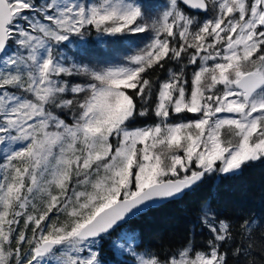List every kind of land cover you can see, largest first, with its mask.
Wrapping results in <instances>:
<instances>
[{
  "label": "snow or ice",
  "instance_id": "snow-or-ice-1",
  "mask_svg": "<svg viewBox=\"0 0 264 264\" xmlns=\"http://www.w3.org/2000/svg\"><path fill=\"white\" fill-rule=\"evenodd\" d=\"M264 165V0H0V264H264V207L131 223Z\"/></svg>",
  "mask_w": 264,
  "mask_h": 264
},
{
  "label": "trees",
  "instance_id": "trees-1",
  "mask_svg": "<svg viewBox=\"0 0 264 264\" xmlns=\"http://www.w3.org/2000/svg\"><path fill=\"white\" fill-rule=\"evenodd\" d=\"M209 197H215L230 210L264 207V165L247 168L229 180H211L179 204L151 210L146 216L134 220L130 227L143 233L146 242H166L180 234L185 211Z\"/></svg>",
  "mask_w": 264,
  "mask_h": 264
}]
</instances>
